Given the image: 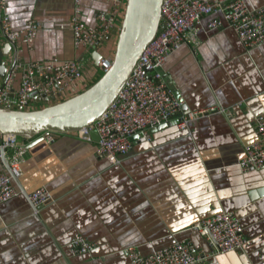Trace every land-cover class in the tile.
Segmentation results:
<instances>
[{
  "label": "crops",
  "instance_id": "obj_1",
  "mask_svg": "<svg viewBox=\"0 0 264 264\" xmlns=\"http://www.w3.org/2000/svg\"><path fill=\"white\" fill-rule=\"evenodd\" d=\"M243 1L251 9L264 5V0ZM6 2L13 29L31 19L40 28L31 49L16 50L8 47L0 27V67L6 69L0 82L13 64L21 68L33 61L83 57L84 68L85 55L74 47L70 28L74 0ZM79 5L88 26L109 7L101 0ZM221 17V12L204 17L199 45L182 46L162 68L182 111L206 112L186 128L174 117L150 129V143L133 137L130 154L118 165L97 156L96 141L74 134L19 140L26 154L18 189L29 193L45 187L52 199L38 213L24 193L0 204V264H129L128 248L149 254L184 239L209 253L192 226L222 211L238 215L248 240L245 250L202 264H264V168L243 173L237 166L245 146L256 140L255 117L264 116V43L248 50L230 27L206 30L211 19ZM37 98L31 99L33 107ZM75 234L94 249L73 255Z\"/></svg>",
  "mask_w": 264,
  "mask_h": 264
},
{
  "label": "built area",
  "instance_id": "obj_2",
  "mask_svg": "<svg viewBox=\"0 0 264 264\" xmlns=\"http://www.w3.org/2000/svg\"><path fill=\"white\" fill-rule=\"evenodd\" d=\"M101 1L109 4V7L99 10L96 23L88 26L82 17L80 0H74L70 28L75 48H80L85 56L91 57L93 52L101 55L99 69L103 72L110 68L112 57L104 56L99 48L113 35V31L119 30L120 15L127 0ZM0 12V27L5 42L16 50L19 46L31 49L40 24L31 19L23 28L13 29L9 23L6 0H0ZM216 12H221L222 17L211 19L205 26L207 31L230 27L248 50L264 43V5L251 9L243 0H163L161 21L164 27L147 45L115 100L95 122L76 131L75 135L91 142L93 138L90 133L95 131L98 135L97 156L104 158L110 165H118L130 154L133 137L138 143H150V129L174 117L184 129L192 120L206 113L182 111V101L166 85L162 68L168 56L182 46L199 45L198 33L203 18ZM17 66L15 64L0 82L2 107L31 109L34 96L47 95L53 102L62 101L69 98L64 97L68 90L83 80V57L64 60L52 58L29 62L21 68ZM19 70L20 80L15 86ZM254 131L256 140L245 146L244 156L237 163L243 173L264 168L263 115L255 117ZM17 138L11 134H0V204L24 193L34 213H38L40 207L52 199V194L45 187L29 193L18 189L26 146L24 141L20 142ZM192 229L204 237L211 250L209 253L198 250L190 240L184 239L149 254L128 248L126 254L129 264H202L215 255L243 252L248 242L238 215L231 211H222L200 220ZM94 247L91 241L80 234H75L70 241L73 255L86 254Z\"/></svg>",
  "mask_w": 264,
  "mask_h": 264
},
{
  "label": "water",
  "instance_id": "obj_3",
  "mask_svg": "<svg viewBox=\"0 0 264 264\" xmlns=\"http://www.w3.org/2000/svg\"><path fill=\"white\" fill-rule=\"evenodd\" d=\"M162 2L127 0L119 30L113 31V34H117V41L110 68L103 71L102 76L92 85L65 100L53 102L44 95L36 99L31 109L0 106V134L33 139L40 135L70 134L89 127L115 100L147 45L164 27L161 21ZM8 47L14 48L9 43ZM91 58L95 67L99 68L101 55L93 52ZM13 67L14 64L11 69ZM2 71L4 76V66L0 67V74ZM44 101L52 103L39 104ZM90 134L94 141L98 140L95 131Z\"/></svg>",
  "mask_w": 264,
  "mask_h": 264
},
{
  "label": "rangeland",
  "instance_id": "obj_4",
  "mask_svg": "<svg viewBox=\"0 0 264 264\" xmlns=\"http://www.w3.org/2000/svg\"><path fill=\"white\" fill-rule=\"evenodd\" d=\"M124 10H125V8H124ZM124 10L120 15L121 21L123 19ZM116 41H117V34H113L111 36V38L108 41H105L104 44L99 48V52L102 53L104 56L113 57L114 51H115ZM88 59L91 60V57L88 55L85 56V64H84V68H83V80L87 81L86 79H88V82L81 85V87H79V83L77 84L78 86L71 87L68 90V92L64 95V97H71L72 95H75V94L83 91L88 86H90L94 82H96L102 76L103 72L100 69L95 68L91 61L88 62ZM70 134L75 135V132L70 133ZM17 139L23 140V138H21V137H18Z\"/></svg>",
  "mask_w": 264,
  "mask_h": 264
}]
</instances>
